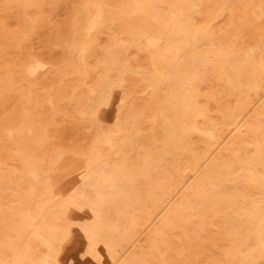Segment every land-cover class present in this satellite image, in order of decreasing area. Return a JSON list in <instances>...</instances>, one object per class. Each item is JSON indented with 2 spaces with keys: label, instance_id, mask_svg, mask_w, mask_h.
<instances>
[{
  "label": "bare ground",
  "instance_id": "obj_1",
  "mask_svg": "<svg viewBox=\"0 0 264 264\" xmlns=\"http://www.w3.org/2000/svg\"><path fill=\"white\" fill-rule=\"evenodd\" d=\"M0 264H264V0H0Z\"/></svg>",
  "mask_w": 264,
  "mask_h": 264
},
{
  "label": "rangeland",
  "instance_id": "obj_2",
  "mask_svg": "<svg viewBox=\"0 0 264 264\" xmlns=\"http://www.w3.org/2000/svg\"><path fill=\"white\" fill-rule=\"evenodd\" d=\"M230 9H232V8H230ZM54 19L57 20V21L62 20V19H63L62 12L60 11V12L58 13V15H57ZM50 24H51V25L49 26V29H52L55 23H54V22H51ZM132 58H133V60H134L135 62H138V60L135 59L136 57H135L134 55H132Z\"/></svg>",
  "mask_w": 264,
  "mask_h": 264
}]
</instances>
